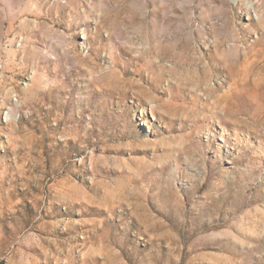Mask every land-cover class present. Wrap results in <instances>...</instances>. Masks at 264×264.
Masks as SVG:
<instances>
[{
  "label": "rangeland",
  "instance_id": "rangeland-1",
  "mask_svg": "<svg viewBox=\"0 0 264 264\" xmlns=\"http://www.w3.org/2000/svg\"><path fill=\"white\" fill-rule=\"evenodd\" d=\"M0 264H264V0H0Z\"/></svg>",
  "mask_w": 264,
  "mask_h": 264
},
{
  "label": "built area",
  "instance_id": "built-area-1",
  "mask_svg": "<svg viewBox=\"0 0 264 264\" xmlns=\"http://www.w3.org/2000/svg\"><path fill=\"white\" fill-rule=\"evenodd\" d=\"M255 19L257 18V17H254Z\"/></svg>",
  "mask_w": 264,
  "mask_h": 264
}]
</instances>
